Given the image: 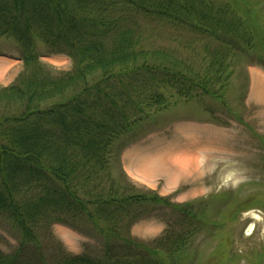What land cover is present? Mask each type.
<instances>
[{
	"label": "trees",
	"instance_id": "1",
	"mask_svg": "<svg viewBox=\"0 0 264 264\" xmlns=\"http://www.w3.org/2000/svg\"><path fill=\"white\" fill-rule=\"evenodd\" d=\"M255 7L249 0H0V37L17 40L28 69L0 88V222L19 236L13 252L0 248V264L183 263L204 222L192 203L137 191L122 169V139L144 115L178 100L212 97L235 115L226 102L234 64L264 63V13ZM152 23L215 46L195 58L153 47ZM39 43L70 57L73 69L51 76L39 64ZM158 208L179 213L180 232L137 241L133 226ZM75 220L101 238L100 256L50 245L52 225Z\"/></svg>",
	"mask_w": 264,
	"mask_h": 264
},
{
	"label": "rangeland",
	"instance_id": "2",
	"mask_svg": "<svg viewBox=\"0 0 264 264\" xmlns=\"http://www.w3.org/2000/svg\"><path fill=\"white\" fill-rule=\"evenodd\" d=\"M256 2L258 0H249L254 7ZM255 8L264 13V0ZM151 25L148 26V43L153 47L178 51L185 57L195 58L201 55L206 44L215 46L201 36L156 23ZM37 53L42 56L39 57V64L51 76L73 69L70 57L62 54L48 57L50 53L43 44H37ZM0 54L10 56L0 57V88H3L24 77L28 69L22 60L23 49L16 39L0 37ZM261 54L264 55V49ZM233 70L226 102L235 115L229 114L212 97L178 100L164 110L153 109L147 117L144 115L139 127L122 139L121 145H124L152 131L157 133L156 136L172 135L173 129H180L184 121L191 119L187 117L202 118L206 125L203 137L192 131L183 133L181 137L179 133L174 141L171 140L167 151H161L156 156H141L135 151L137 158L134 166L137 167L139 161L164 157L167 165L164 168L156 164L151 169L154 177L166 171L172 175L178 173L174 169V163L179 164L178 157L184 160L181 166L186 173L190 172L191 177L184 179L187 185L172 196V202L192 203L194 211L201 214L204 226L195 232L180 264H257L264 256V63L257 59L241 60L234 64ZM199 137L206 141L207 157L203 161L205 165L194 173L192 165L198 167V161L189 158H195L192 154L195 150L186 149V146ZM185 161H193L194 164L187 168ZM122 169L125 171L123 165ZM116 174L119 175V171ZM128 179L139 193L154 192L142 182L130 176ZM167 196L170 195L164 197ZM254 216L259 219H254ZM179 218V213L172 209L158 208L133 227L132 235L137 241L149 244L165 235L180 232L177 225ZM50 234V245H61L70 255L98 257L102 254L103 242L87 223L77 220L70 224L57 223L50 228ZM18 241L19 236L6 223L0 222V248L6 253L13 252Z\"/></svg>",
	"mask_w": 264,
	"mask_h": 264
},
{
	"label": "crops",
	"instance_id": "3",
	"mask_svg": "<svg viewBox=\"0 0 264 264\" xmlns=\"http://www.w3.org/2000/svg\"><path fill=\"white\" fill-rule=\"evenodd\" d=\"M184 123V124H183ZM180 126H182L180 129L174 130L171 134H165L164 136H156L157 133L153 132L150 133L148 136L143 137L141 140L138 142L130 145L127 147L123 154H122V165L124 167L125 172L128 174V176L132 177L133 179L137 180L138 182H142V185L146 186L147 188H150L156 192H158L161 196H166V195H174L177 192H180L182 187L184 185V179H187V176H190V172L186 173V170H184V167L181 166L182 162V157L176 158L178 160V166L177 162L174 163L175 167L174 169H177L174 175L168 174V172H163L162 175H157L154 177L153 172L151 169L156 166L159 167H166V161H164V157L161 158H155L152 160L146 159V161H139V167L134 166L135 159L137 158L135 156V151L137 153H141V156H147L153 154L156 156L157 154H160L161 151H167L168 145L171 140H175L176 136L180 137L182 136L183 133H188L190 131L195 132L197 135L203 137L206 135V125H204L203 121L196 120H188L184 121ZM190 126V127H189ZM178 128V127H176ZM197 128V129H196ZM199 129H202L199 131ZM179 131V132H178ZM175 136V137H174ZM186 149H191V151H194V157L190 156V160H193L194 162H197L198 167H195L192 165L194 164L193 161H188L186 162V167L189 168L192 165V169L195 170L194 173H197L200 170V166L205 165L203 161L206 160V152H207V147H206V141L199 139H196V141L192 142L191 145L186 146ZM190 151V150H189ZM198 152V154H197ZM199 153L202 155L200 156ZM185 159V158H184ZM201 161V164H200ZM184 162V160H183ZM162 168V170H165ZM167 169V168H166ZM185 171V172H184ZM169 175V177L167 176ZM191 177V176H190ZM175 192V193H174Z\"/></svg>",
	"mask_w": 264,
	"mask_h": 264
},
{
	"label": "bare ground",
	"instance_id": "4",
	"mask_svg": "<svg viewBox=\"0 0 264 264\" xmlns=\"http://www.w3.org/2000/svg\"><path fill=\"white\" fill-rule=\"evenodd\" d=\"M254 219L258 220L259 218L257 216H254Z\"/></svg>",
	"mask_w": 264,
	"mask_h": 264
}]
</instances>
